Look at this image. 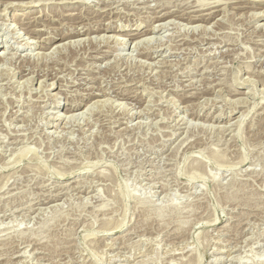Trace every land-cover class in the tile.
<instances>
[{
	"label": "rangeland",
	"instance_id": "rangeland-1",
	"mask_svg": "<svg viewBox=\"0 0 264 264\" xmlns=\"http://www.w3.org/2000/svg\"><path fill=\"white\" fill-rule=\"evenodd\" d=\"M214 1L0 0V264H264V0Z\"/></svg>",
	"mask_w": 264,
	"mask_h": 264
},
{
	"label": "bare ground",
	"instance_id": "bare-ground-1",
	"mask_svg": "<svg viewBox=\"0 0 264 264\" xmlns=\"http://www.w3.org/2000/svg\"><path fill=\"white\" fill-rule=\"evenodd\" d=\"M35 1V0H34ZM37 1V0H36ZM164 1V0H163ZM219 1V0H218ZM14 2V1H13ZM12 2V3H13ZM39 2V1H38ZM214 2H216V3H218L216 0L214 1ZM220 2V1H219ZM233 2V1H232ZM30 3V2H29ZM163 3V2H162ZM182 3V2H181ZM21 4V3H20ZM23 4V3H22ZM149 4V3H148ZM213 4V3H212ZM220 5V4H219ZM156 6V5H155ZM204 6V5H203ZM207 7H208V5H206ZM205 6V7H206ZM212 6V5H211ZM210 6V7H211ZM89 7V6H88ZM164 8V7H163ZM169 8V7H168ZM204 8V7H203ZM209 8V7H208ZM212 8H215V7H212ZM185 9V8H184ZM199 9V8H198ZM193 10V9H192ZM195 10V9H194ZM105 11V10H104ZM186 11H187V9H186ZM201 11V10H200ZM167 12V11H166ZM168 12H169V10H168ZM183 12V11H182ZM208 12V11H207ZM139 13V12H138ZM157 13V12H156ZM161 13H162V11H161ZM160 13V14H161ZM164 13V12H163ZM170 13V12H169ZM184 13V12H183ZM215 13V12H214ZM258 13H260V12H258ZM258 13H255L256 15L258 14ZM17 14V15H16ZM18 14H20V13H15V15H16V18H18ZM24 14V13H23ZM49 14V13H48ZM212 11L210 12V13H207V15L206 16H203V14H202V16L200 15L198 18H196V17H194V18H190L191 20L192 19H194V20H199L200 21V19H202V20H205V21H209V19L210 18H213V16H212ZM253 14V13H252ZM24 16V15H23ZM160 16V15H159ZM169 15L167 14V13H164L163 15H161L160 17H159V19L158 20H162L163 21V19H164V21H166L165 19L168 17ZM172 16V15H171ZM13 17V16H12ZM193 17V16H192ZM19 18H20V16H19ZM22 19V18H21ZM181 19V18H180ZM29 20V19H28ZM169 20V22H170V19H168ZM167 20V21H168ZM187 20H188V18H187ZM17 21V20H16ZM19 21V20H18ZM30 21V20H29ZM40 21V20H39ZM77 21V20H76ZM162 21H161V24H167V23H165L164 21H163V23H162ZM21 22V21H20ZM25 22V21H24ZM97 22V21H96ZM150 22V21H149ZM33 23V22H32ZM92 23V22H91ZM109 23V22H108ZM160 23V22H159ZM171 23V22H170ZM175 23V22H174ZM24 24V23H23ZM26 24V23H25ZM74 24V23H73ZM82 25V24H81ZM85 25V24H84ZM97 31H107V30H109V29H113V27H111V25H109V24H107V25H105L103 28H101V25H103V23L102 22H100V23H97ZM178 25V24H177ZM196 25V24H195ZM212 25V24H211ZM37 26V25H36ZM86 26V25H85ZM156 26V25H155ZM162 26V25H161ZM210 26V25H209ZM81 27V26H80ZM150 27H151V25H150ZM143 28L144 30H142V31H137L136 30V32H134L133 33V35L134 36H132V37H138V38H136L137 40L138 39H142L143 37H147L148 35L147 34H149V33H152V31H154L155 30V28L156 27H154V25H153V27L152 28ZM68 28V32H65V33H63V32H57V33H55L56 35H57V37L56 38H58L60 41H62V42H56L55 43V40L53 39V44H55V51H56V48H60L61 49V47L63 46V44H65L66 43V40H64L65 38H70V37H72V38H70V41H69V43L71 44V42H72V40L73 41H82L81 40V38L79 39L78 37H79V35H81V34H83V30L81 31V29L78 27V26H73V27H71V28H69V26L67 27ZM90 28V27H89ZM88 28V29H89ZM138 28V27H137ZM163 28V27H162ZM165 28V27H164ZM187 28V27H186ZM190 28H191V26H190ZM193 28V27H192ZM210 28V27H209ZM87 29V30H88ZM92 29V28H91ZM204 29V28H203ZM205 29H207V28H205ZM55 30V29H54ZM58 30V29H57ZM90 30V29H89ZM95 30V31H96ZM114 30H117V28L115 29L114 28ZM119 30V29H118ZM162 30V29H161ZM66 31V30H65ZM92 31H93V29H92ZM85 33V32H84ZM50 34H52V33H50ZM49 34V35H50ZM103 34V33H102ZM101 34V35H102ZM132 34V33H131ZM100 35V36H101ZM110 35V34H109ZM108 35V36H109ZM115 35V34H114ZM114 35H110V36H114ZM147 35V36H146ZM78 36V37H77ZM117 36V35H116ZM52 37V36H51ZM78 38V39H77ZM213 38V37H212ZM24 39V38H23ZM72 39V40H71ZM83 39V38H82ZM102 39V38H101ZM144 39V38H143ZM146 40H147V38H146ZM161 40V39H160ZM86 41V40H85ZM96 41V40H95ZM136 41V40H135ZM146 42V41H145ZM68 43V42H67ZM139 43V42H138ZM151 43V42H150ZM75 44V43H74ZM136 45H137V43H136ZM155 45V44H154ZM220 45V44H219ZM138 46V45H137ZM156 46V45H155ZM49 46H47L46 45V48H48ZM53 47H54V45H53ZM43 48V47H42ZM93 48V47H92ZM167 48H168V46H167ZM100 49V48H99ZM64 50V49H63ZM153 50V49H152ZM54 51V52H55ZM58 51V50H57ZM94 51V50H93ZM1 52H3V51H1ZM44 54V53H43ZM152 54V53H151ZM13 55V54H12ZM16 55V54H15ZM164 55V54H163ZM10 56V55H9ZM8 56V57H9ZM100 56V55H99ZM149 56H151V55H149ZM1 58H2V55L0 56ZM14 57V56H13ZM32 57V56H31ZM37 57V56H36ZM109 62V61H108ZM155 63V62H154ZM196 67V66H195ZM161 70V69H160ZM149 71V70H148ZM53 72V71H52ZM150 72V71H149ZM208 72V71H207ZM152 74V73H151ZM147 78V77H146ZM84 79V78H83ZM236 79V78H235ZM246 80H248V79H246ZM245 80V81H246ZM250 80V79H249ZM248 80V81H249ZM46 82V81H45ZM49 82V81H48ZM247 82V81H246ZM251 82V81H250ZM43 83V82H42ZM40 84H41V82H40ZM44 84V83H43ZM50 84V83H49ZM46 85H47V82H46ZM42 87V86H41ZM129 87V86H128ZM233 88V87H232ZM251 88V87H250ZM133 89V88H132ZM99 90H101V89H99ZM139 90V89H138ZM90 91H92V90H90ZM89 91V92H90ZM106 91V90H105ZM116 91V90H115ZM125 91V90H124ZM213 91V90H212ZM236 91V90H235ZM78 92V91H77ZM95 92V91H94ZM94 92H92L90 95L91 96H98V92H96V93H98V94H96V93H94ZM102 92V91H101ZM116 93V92H115ZM143 94V93H142ZM57 96V95H56ZM106 98V97H105ZM243 98V97H242ZM38 99V98H37ZM245 99V98H244ZM56 100V99H55ZM54 100V101H55ZM57 100H58V98H57ZM90 100H92V102H90L91 104H90V106L89 107H87V108H90L91 107V105L93 104H96L97 102H100L98 99L97 100H94L93 101V99H90ZM214 100V99H213ZM235 100V99H234ZM240 100V99H239ZM75 101V103L74 102H72V103H74V105L73 106H71L70 108H67L70 112L73 110V109H77V108H79V106L82 104L81 102H79L78 100L76 101V100H74ZM106 101V100H105ZM56 102V101H55ZM115 102V101H114ZM238 102V101H237ZM263 102V101H262ZM132 103V102H131ZM55 104H57V103H55ZM202 104V103H201ZM242 104V103H241ZM96 106V105H95ZM238 106H239V104H238ZM140 108V107H139ZM183 108V107H182ZM130 110V109H129ZM138 110V109H137ZM82 111V110H81ZM133 111V110H132ZM243 111V110H242ZM251 111V110H250ZM58 112V111H57ZM232 112V111H231ZM78 113V112H77ZM219 113V112H218ZM221 113V112H220ZM243 113V112H242ZM58 114V113H57ZM70 114V113H69ZM217 114V113H216ZM51 115V114H50ZM70 115H75L74 113L73 114H70ZM242 115H244L245 116V112H244V114H242ZM241 115V117H244V116H242ZM54 117H55V115H53ZM68 116V115H67ZM59 117V116H58ZM57 117V118H58ZM70 117V116H69ZM68 117V118H69ZM180 117V116H179ZM185 117V116H184ZM211 117V116H210ZM214 117H215V115H214ZM219 117V116H218ZM61 118V117H60ZM231 118V117H230ZM237 118V117H236ZM59 119V118H58ZM72 119V118H71ZM240 119V118H239ZM244 119V118H243ZM69 120V119H68ZM233 120V119H232ZM58 121V120H57ZM74 121V120H73ZM230 121V120H229ZM241 121H243V120H241ZM181 122V121H180ZM238 122H239V120H238ZM72 123V122H71ZM104 123V122H103ZM191 123V122H190ZM236 123H237V121H236ZM180 124V123H179ZM197 124V123H196ZM201 124V123H200ZM231 124V123H230ZM238 124H240V122L238 123ZM168 125V124H167ZM191 125V124H190ZM189 125V126H190ZM223 125V124H222ZM195 126V125H194ZM212 126V125H211ZM214 127V126H213ZM182 144V143H181ZM24 145V144H23ZM30 153V150H29V148H28V150H23V151H21L20 152V154L18 155L19 156V160L20 159H23L24 157H26V156H29L28 154ZM32 153H33V151H32ZM31 153V154H32ZM216 158H219L218 156H216ZM15 159V158H14ZM17 159V158H16ZM15 162H17V161H15ZM88 168H90V167H88ZM60 172V171H59ZM58 172V174H60ZM11 173V172H10ZM62 173V172H61ZM64 173H66V172H64ZM87 173V172H86ZM63 175H65V174H63ZM69 175V174H68ZM64 178V177H63ZM68 178H70V175H69V177ZM196 178V175L194 174V175H190V177H189V179L190 180H194ZM6 182V181H5ZM68 182V181H67ZM5 184V183H4ZM80 184V183H79ZM1 185H3V183H1ZM90 185V184H89ZM4 186V185H3ZM61 186V185H60ZM76 186V185H75ZM6 187V186H5ZM67 188V187H66ZM69 188V187H68ZM54 193V192H53ZM34 206V205H33ZM31 209V208H30ZM14 217V216H13ZM13 219V218H12ZM214 220H217V219H214ZM213 223V222H212ZM115 230V229H114ZM111 232V231H110ZM110 238V237H109ZM115 241V240H114ZM116 242V241H115ZM29 245V244H28ZM20 247V246H19ZM29 252V251H28ZM40 252V251H39ZM24 253V252H23ZM124 254V253H123ZM24 257V256H23ZM45 257V256H44ZM130 259V258H129ZM135 259V258H134ZM219 259V258H218Z\"/></svg>",
	"mask_w": 264,
	"mask_h": 264
}]
</instances>
